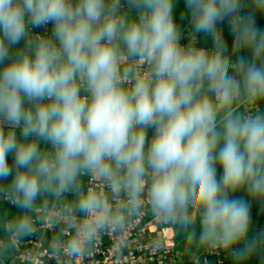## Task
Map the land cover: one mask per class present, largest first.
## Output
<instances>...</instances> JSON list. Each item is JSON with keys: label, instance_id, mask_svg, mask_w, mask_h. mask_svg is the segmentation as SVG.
<instances>
[{"label": "clouds", "instance_id": "1", "mask_svg": "<svg viewBox=\"0 0 264 264\" xmlns=\"http://www.w3.org/2000/svg\"><path fill=\"white\" fill-rule=\"evenodd\" d=\"M240 3L185 0L184 43L176 0H0V264L44 218L70 259L143 217L159 253L264 264V0Z\"/></svg>", "mask_w": 264, "mask_h": 264}, {"label": "built area", "instance_id": "2", "mask_svg": "<svg viewBox=\"0 0 264 264\" xmlns=\"http://www.w3.org/2000/svg\"><path fill=\"white\" fill-rule=\"evenodd\" d=\"M50 29L51 24L34 31L44 33L46 30L50 32ZM188 38L185 37L182 42L186 43ZM90 179L85 178V183ZM0 214L11 217L17 215L18 210L4 203L0 205ZM154 232V226L146 217L137 218L123 236L127 244L122 249L116 247L121 237L114 232H107L97 238L90 250L69 259L50 251L49 247L54 236H67L69 233L62 225L53 224L44 218L43 223L37 225L35 234L15 242L13 251L2 264H181L178 253L162 254L152 247L151 236ZM3 237L6 238V233L0 231V240Z\"/></svg>", "mask_w": 264, "mask_h": 264}, {"label": "rangeland", "instance_id": "3", "mask_svg": "<svg viewBox=\"0 0 264 264\" xmlns=\"http://www.w3.org/2000/svg\"><path fill=\"white\" fill-rule=\"evenodd\" d=\"M234 2V7L236 8V10L241 13L244 14L246 13L249 9L244 7L241 3L240 0H233ZM186 13V4H185V0H176V4L174 7V18L177 22V24L179 25V27L181 28V31L183 33L182 38H185V34H190L191 32V26H190V22H189V17L185 14ZM255 17H256V23L258 25L259 28L264 29V13L262 12H256L255 13ZM22 43V42H21ZM245 55H247V53H244ZM194 254H187V253H178L179 259L181 264H184L186 262H188L187 260H189L190 258H192V256L199 258V260L202 258V254L199 252H193ZM223 256H225V254L221 253H215V254H208L207 256H204L203 260L206 258H213V260H219L220 258H223ZM198 264H201L200 261Z\"/></svg>", "mask_w": 264, "mask_h": 264}, {"label": "trees", "instance_id": "4", "mask_svg": "<svg viewBox=\"0 0 264 264\" xmlns=\"http://www.w3.org/2000/svg\"><path fill=\"white\" fill-rule=\"evenodd\" d=\"M252 222L254 230L264 229V207L257 202H253L252 204ZM229 259L231 260L230 257ZM230 260H228L226 264H230ZM251 264H259V261L253 259Z\"/></svg>", "mask_w": 264, "mask_h": 264}, {"label": "crops", "instance_id": "5", "mask_svg": "<svg viewBox=\"0 0 264 264\" xmlns=\"http://www.w3.org/2000/svg\"><path fill=\"white\" fill-rule=\"evenodd\" d=\"M185 36L186 37L187 36L189 37V34H185ZM182 39H184V38H182ZM192 254H194V253H192ZM199 258L192 256V258H190L189 260H187L188 262H186L184 264H198L199 261H200L201 264H226L227 261L230 260L229 257L226 256V255L223 256V258H220L217 261L216 260H213L212 261L213 258H206V260L205 259L202 260V258L199 260ZM230 264H232V261L231 260H230Z\"/></svg>", "mask_w": 264, "mask_h": 264}]
</instances>
